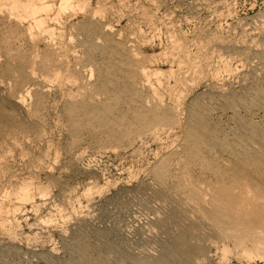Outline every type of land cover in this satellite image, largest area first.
Instances as JSON below:
<instances>
[{"label": "rangeland", "instance_id": "rangeland-1", "mask_svg": "<svg viewBox=\"0 0 264 264\" xmlns=\"http://www.w3.org/2000/svg\"><path fill=\"white\" fill-rule=\"evenodd\" d=\"M53 2L55 7L51 4ZM83 2L82 9H78L77 12L71 9L69 12L64 10L65 14L62 16L63 11L58 13L60 2L47 0V4L53 9L51 15H55L51 17L55 18L58 14L61 16L57 17L59 20L55 19L61 23L59 26L55 20L52 21V27L57 24L54 26L56 29L53 27L54 32H57V35L63 32L62 36L66 34L61 40L66 46L60 43L65 54L64 59H61L64 60L63 71H67L68 66L72 70L76 67L80 73L82 60L91 61L94 66H87V70L83 68L79 75L75 73L77 71L74 72L79 78L77 85L57 81L50 87L36 88L27 98L23 113L25 115L15 111L5 96H0L2 118L15 122L25 130L28 129L30 133L33 132L32 135L37 137L42 135V140L39 137L40 144L35 138L38 148L35 144L32 151L30 150L33 153L30 154L31 157L36 155V158L41 157L40 162L44 160L42 167L45 165L46 167L36 170L40 173L35 172L33 181L40 178V181L37 179L34 181L37 185L45 184L44 187L52 188L49 187L51 191L49 196L44 198L36 196L33 204L29 202L22 206L23 208L19 206L21 210L9 215L14 213L12 208L15 209L19 204L12 192L14 193L18 187L16 185L27 179L29 175L26 172L27 167L31 166L28 160L31 158L29 156L27 159L26 157L20 159L16 156L14 160L8 161L12 162L10 165L6 163L10 177L7 174V178L0 183V202L4 200L2 205L0 203V208L3 212L6 208L9 209L5 213L9 212L10 217L6 215L7 213H0V264H136V257L127 251V240L119 237L116 223L119 213L125 212L124 210L133 203L132 196L145 199L150 195H157L149 189L151 170L161 159L173 156L181 150L180 145L190 122L192 105L200 103L202 107L207 97L227 98L247 90L256 78L254 73L259 62L257 58H262L264 54V25L257 22L258 16L264 12V0ZM95 11L96 17L92 19ZM144 14L146 19L143 18ZM3 15L0 14L2 53L5 54L8 47L16 55L24 52V46H28V43L26 40L23 41L22 37L17 38V32L12 29L13 20H8L9 23ZM107 23L108 26L104 25ZM110 25L114 36L106 35L101 41L91 43L93 47H87L89 52L88 57H85L84 50L77 45L78 36L74 35L75 28L78 27L77 29L89 35L92 29L107 27L111 29ZM15 28L19 29L16 26ZM68 34L76 39L70 40ZM116 34H119L121 41L128 37L130 41L137 43L136 50L147 70L157 71L164 78L159 83L155 80L151 82L155 85L153 86L155 91L161 89L159 91L164 93L160 100L163 102L162 105L164 104L163 108L164 106L168 108L166 112L156 113L155 118L150 115L152 108L145 105V90L136 81L137 74L133 65L127 64L129 59L125 48L122 43L117 42ZM16 41H19V44ZM42 42L41 40L38 42L39 50L53 51ZM59 50L56 53L61 55L62 52ZM51 53L56 59L59 58L55 51ZM2 59L1 66L7 71L16 67L11 58L7 61L4 57ZM79 62L81 64L78 65ZM57 66L51 65L49 68ZM0 69L3 71L4 68ZM83 71L86 73H82ZM88 90L103 91L106 99L93 105L88 99ZM229 112L227 115H233L231 110ZM213 115L212 123L216 119L219 120L222 112ZM223 120L226 121V118ZM262 125L259 114L254 118L253 126ZM35 131L42 134L38 132L37 135ZM47 144L51 146L50 149ZM210 155L205 145L197 151L191 160V168L195 174L205 172L207 164L210 163ZM53 161L56 163L53 164ZM58 169L64 171L63 175ZM48 179L55 180L56 187L53 183L50 184ZM74 179L76 194L73 200L70 199L68 204H64L65 206L59 205L60 211L58 206L57 209L54 206L55 211H51L52 209L41 205L51 194L49 199L54 200L53 194L59 189L57 186L72 182ZM6 180H9L11 185L6 183ZM2 188L8 191L5 190L3 193ZM3 197L6 199H2ZM11 199L13 203L10 204ZM36 203L41 206H37ZM57 203L55 200V204ZM142 237L143 234L138 231L133 243H143ZM158 241L161 240L154 242L161 244L156 245L157 249L167 244L166 241ZM228 247L232 250V244H228ZM207 253L208 256L199 264H264V249L253 258H245L231 251L228 260L224 262L217 250L212 249Z\"/></svg>", "mask_w": 264, "mask_h": 264}, {"label": "bare ground", "instance_id": "bare-ground-1", "mask_svg": "<svg viewBox=\"0 0 264 264\" xmlns=\"http://www.w3.org/2000/svg\"><path fill=\"white\" fill-rule=\"evenodd\" d=\"M83 1L57 0L58 3L60 2L59 4L57 3L59 5H57L59 8L58 13L60 14L63 11L61 14L63 16L70 9L71 11L77 12L78 9L83 8ZM53 3H51L52 6L55 5ZM52 6L47 4V0H0V14H4L7 21L13 20L14 26L12 29H15L17 32V38L22 37L23 41L26 40L28 43V46L23 45L25 51L17 55L9 47L6 48L5 54H3L0 46V61L3 60L2 57L5 58V61L11 58L16 64V67L10 68L7 71L5 67L1 66L0 62V68H4L3 71L0 69V96H5L14 110L21 114L25 112L27 98L39 86H43L44 88L50 87L52 83L57 81H66L71 82L72 85H77L79 78L75 76V73L79 75L83 68L87 70V66H94L91 61L82 60V69H79L80 73H78L76 67V70H72L68 66L66 67L68 70L63 71L62 63L64 60L62 61L61 59H64L65 54L62 52V44L60 43L63 40V36L66 37V34L62 36L63 32L59 34V30H57L59 35L56 34L57 32H54L53 27L57 24L52 27V21L55 19L59 20L60 18L57 17L61 16L57 13L58 15L52 18L55 16L51 15V11L53 10ZM55 12H57V9ZM97 13L99 14L98 10ZM97 13L95 11V14H92V19L96 17L94 15ZM145 15L143 18H145ZM258 17L257 22L264 25V12ZM60 24L58 23V26ZM108 24L104 25L108 26ZM10 26L9 24L8 27ZM15 26L17 28L19 27V29H16ZM77 28H75L76 33L74 35L78 36L77 45L79 48L82 47L85 57H88L89 51L87 47H93L91 43L101 41L102 37L106 35L113 34L112 36H114L113 29H108V27L107 29H92L89 35ZM7 29L4 28L5 31ZM54 29L56 28L54 27ZM71 36L69 35L68 38ZM115 37L117 42L122 43L125 48L127 58L130 60L127 59V64L133 65L137 74L136 81L138 85L145 90V105L152 108L150 115L155 118L157 117L156 113L166 112L168 108L166 106L163 108L164 104L162 105L163 102L160 100L164 93L159 91L161 89H157L156 91L158 92L156 93L153 87L155 85H152L151 82L155 80L159 83L164 78L157 71L147 70L143 64L144 61L142 62L140 60L136 50L137 43H134L132 40L130 41L128 37H126V40L121 41L119 34H116ZM71 39L75 40L76 38L71 37ZM40 40L46 43V46L53 51L50 49L46 51L39 50L38 42ZM63 44L66 46L65 43ZM55 45L56 47H54ZM57 45L60 47H57ZM71 46L73 47V45ZM56 48L61 49H58L62 52L61 55L56 53L58 51L55 50ZM54 51L59 57V60L51 53ZM257 59L259 62L254 73L256 78H254V83L247 90L227 98H217V96L215 98L209 95L211 98L207 97L202 107L200 103L192 105L190 122L185 132V138L180 145L181 150L173 156H167L161 159L151 170V178L149 175L150 179L148 181H150L151 187H149V184L147 185L151 192L153 194L156 192L157 195L149 194L150 196L145 199L140 196H134L135 198L132 196L131 200L133 203H131L127 210H124L125 212L122 211L123 213H119V216L117 218L115 217L117 220L116 223L118 224L117 230L119 237H123L129 243H127V251L136 257V264H199V262L208 256L207 251L210 252L212 249L219 252L220 259L224 262V260H228L231 251L245 258H253L255 254L258 255L260 250L264 249V54L262 58ZM81 63L79 62L78 65ZM56 64L58 65L57 67L53 69L49 68L51 65ZM76 65L75 63L74 66ZM89 70L92 74V70L90 68ZM4 72H7V74H4ZM82 73L85 74L86 72L83 71ZM160 84L162 85V82ZM156 86L161 87L160 85ZM80 87L84 88V86ZM87 94L88 99L93 105L106 99V94L103 91L88 90ZM172 95L174 94L172 93ZM170 96L168 93V97ZM177 96L179 97V95ZM171 98L173 99L174 97ZM230 110L233 113L231 116L227 115ZM220 112H222V116L219 117L218 121L216 119L212 123V115ZM259 114H261L263 125L261 127H254V118ZM222 117L226 118V121ZM38 132L39 134L41 133L37 131L36 134ZM31 133L28 129L25 130L15 122L6 121L0 116V183L5 180V177L9 173L6 166V163L10 165L11 161L8 162L9 160L15 159L16 156L20 159L25 157L27 159L29 156L31 158L28 160L31 166L28 164L30 166L29 168L27 167L28 170H25L26 167L24 169V171L28 172L27 175L29 174L27 179L22 180L23 182L20 180L22 183L20 182V185H16L18 187L16 188L15 186L16 189L14 193L12 192L15 200L20 205L17 204L18 206L15 205V209L12 208L14 213L6 212V214L5 211L9 210L7 208L4 212L0 208L2 210L0 213L3 212L6 215L8 213L9 215L15 214V212L17 213L16 210L20 209L19 206L24 207L29 202L33 204L36 196H42L44 198L51 193L49 185H47L49 187H44L45 184L39 186L34 182L37 176H35L36 179L33 181L35 172L40 173L36 170H39V168L43 169L46 165L42 167L44 160L41 163V157L36 158L37 155L35 156L34 154L35 157H31L33 153H31V149L35 147V144L38 148V143L42 136H39V138ZM35 138L36 140L38 139V143H36ZM204 145L211 154L210 163L207 164L205 172L195 174L191 168V160ZM47 146L50 149L51 146L49 144ZM43 154L46 156L45 153ZM56 162L58 163V161ZM55 163L53 161V164ZM58 170H60L61 174L64 172L61 169ZM11 178L8 179L10 180ZM50 179L52 178L50 177ZM50 179H48L50 184L53 183L54 187H56L55 180L51 181ZM9 180H6V183ZM75 181L76 179L72 180V182L62 183L60 186H57L59 189L53 194L54 200L49 199L52 196L51 194L48 199L46 198L47 201H44V203L42 199L43 204L41 205H45L47 209H52L51 211H55L54 206L56 209L57 206L60 207L59 205L65 206L64 204L74 198L73 196L76 194ZM8 183L10 184V182ZM5 190L3 193H5ZM150 197L151 200H149ZM2 199L6 198L3 197ZM12 199L9 200L10 204ZM55 200L58 202L57 204H55ZM2 201L4 200H1V205ZM9 208L12 211L11 207ZM60 209L61 207L59 211ZM122 215L124 216L122 217ZM5 223L3 224L6 225ZM138 231L143 234V243L134 244V237ZM156 240L166 241L167 244L157 249L161 244H154ZM228 244H232V250L229 249ZM156 245L158 246L156 247ZM199 246H201L200 249Z\"/></svg>", "mask_w": 264, "mask_h": 264}, {"label": "built area", "instance_id": "built-area-1", "mask_svg": "<svg viewBox=\"0 0 264 264\" xmlns=\"http://www.w3.org/2000/svg\"><path fill=\"white\" fill-rule=\"evenodd\" d=\"M151 1H153V0H151Z\"/></svg>", "mask_w": 264, "mask_h": 264}]
</instances>
